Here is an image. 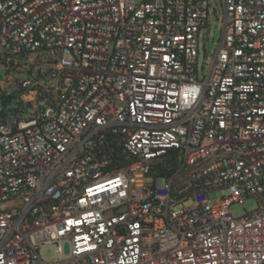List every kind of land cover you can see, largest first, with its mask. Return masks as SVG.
<instances>
[{
    "label": "built area",
    "instance_id": "2783aa9c",
    "mask_svg": "<svg viewBox=\"0 0 264 264\" xmlns=\"http://www.w3.org/2000/svg\"><path fill=\"white\" fill-rule=\"evenodd\" d=\"M221 1L200 77L210 0H0V264H264V0Z\"/></svg>",
    "mask_w": 264,
    "mask_h": 264
},
{
    "label": "rangeland",
    "instance_id": "374dc122",
    "mask_svg": "<svg viewBox=\"0 0 264 264\" xmlns=\"http://www.w3.org/2000/svg\"><path fill=\"white\" fill-rule=\"evenodd\" d=\"M209 8V19L208 26L205 27L201 33L200 37V57H199V74L200 77L204 76L202 68H205V71L208 72L209 67L213 60V55L215 54L219 40L222 37L223 33V19H224V10L221 0H210ZM1 73L4 74L3 71ZM223 195H230L228 190L224 191H214L210 193V199L212 201H217L223 197ZM191 205L190 202H187L184 206ZM183 205L177 206V209L183 208ZM258 208V202L255 198H249L246 200V209L248 212H252ZM232 214L235 218H239L245 215L246 210L244 206L238 203H235L231 207ZM65 245V242H64ZM40 253L42 259L46 263H52L54 260L58 261V248L56 244H43L40 247ZM71 259L70 254L65 250L62 251V260L67 262Z\"/></svg>",
    "mask_w": 264,
    "mask_h": 264
},
{
    "label": "snow or ice",
    "instance_id": "6c2138e0",
    "mask_svg": "<svg viewBox=\"0 0 264 264\" xmlns=\"http://www.w3.org/2000/svg\"><path fill=\"white\" fill-rule=\"evenodd\" d=\"M89 191H91V190H89Z\"/></svg>",
    "mask_w": 264,
    "mask_h": 264
}]
</instances>
